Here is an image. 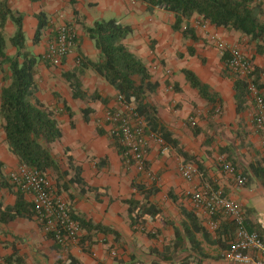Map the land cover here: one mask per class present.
I'll list each match as a JSON object with an SVG mask.
<instances>
[{
  "label": "crops",
  "instance_id": "obj_1",
  "mask_svg": "<svg viewBox=\"0 0 264 264\" xmlns=\"http://www.w3.org/2000/svg\"><path fill=\"white\" fill-rule=\"evenodd\" d=\"M90 2L96 5L91 6ZM9 3L12 8L23 13L24 34L28 25L35 31L37 25L35 15L40 11L52 18L65 17L69 21L66 24L76 29L75 47L63 58L66 71L76 67L78 57L98 60L99 52L94 47L93 41L85 35L82 25L91 26L95 20L115 17L131 25L133 31L129 37H133L132 42L139 37V33H142V36L151 35V38L155 39L153 50L144 51V48L147 50L146 46L141 50L131 45L130 48L144 63V56L147 53L156 54L163 59L164 67H159L156 74H151L152 80L158 83V87L150 93V96L148 95V99L157 108L165 131L175 140L176 147L166 143L164 145L148 143L145 154L146 169L151 174L149 177L146 173L137 171L132 163L125 162L115 145L110 134L111 124L105 116L109 109L115 108L117 93L103 78L91 68L83 69L79 75L82 88L88 93L97 91L102 98H107L106 104L100 100L72 98L69 87L61 92L59 101L52 96L45 100L41 96L42 86L39 82L38 97L46 105L56 107L58 110L57 119L61 137L52 145H56L63 154L65 148H68L75 164L80 167L84 184L70 185L69 190L63 192L62 196L65 197L70 210L86 221L104 227L105 231L91 230L89 241L63 246L54 242L38 226L36 218L29 220L30 224H24L27 228L14 231L13 223L23 220L16 219L6 226L7 234L0 236V240L5 241L4 244L14 242L27 264H57V260L66 258L68 254L73 255L83 264L111 262L113 250L117 253L118 261L140 264H155V262L197 264V255L191 250L189 242L183 241L181 245H175L174 242V228L181 229V224L185 221L181 209L192 211L198 217L203 229L209 232L212 230L209 229L206 219L194 210L190 200L185 196L184 191L189 183L181 178L177 171V164L180 161L197 166L198 173L192 180L193 185H205L222 190L227 197L241 205L246 224L254 226L253 231H264V187L255 179H251L242 187H237L234 174L222 168V164L228 163L234 167L236 173L243 174V170L257 159L264 165V145L251 118L252 103L248 102L246 104L248 106L238 110L233 80L223 76L222 54L216 48L215 37L244 52L253 64L254 77L259 83L264 82V50L260 47L263 40L253 41L239 31L214 27L210 24H206L205 27L197 24L195 39L182 37L176 33L178 31L171 28L172 20L166 24L157 19L158 16H163V13L173 15L172 13L162 10L148 12L143 3L135 0H40L37 2L9 0ZM259 3L262 9L260 19L264 21V0ZM146 13H152L153 19L147 17ZM78 17L79 22H77ZM12 24L11 21L5 24L4 31L7 32L8 40L14 32ZM49 25L47 23L44 31L48 35L53 27ZM45 38L43 37V43ZM49 39L51 40V37ZM26 40L28 41V37ZM43 43L39 48L37 47L39 52ZM38 51L33 49L34 54L39 53ZM184 69L193 71L220 97V104L213 111H221V116L216 119L211 117L210 122L215 123L216 126L220 125L225 130L227 136H230L226 141L215 140L211 145L207 146V143H204L203 146L202 130L192 131L186 127L188 117L189 121L194 118L196 125V112L201 113V109L205 113L213 111L212 104H207L198 91L189 86L183 73ZM54 91L59 90L53 87L52 92ZM63 100L72 112V116H69L63 108ZM85 108H90L86 120L83 117ZM212 137L215 138L214 135ZM0 161L4 164V170H10L18 164L17 159L6 148L1 127ZM133 184H154L159 188L158 193L150 199L160 206L161 212L154 221L144 226L131 227L129 224V209L124 200L133 194ZM82 187L85 191L91 187L105 192L96 199L93 193H82L80 191ZM161 196L162 200H160ZM136 197L142 198L141 195ZM83 234L85 229H82L81 235ZM196 238L207 254L200 264H230L212 255L214 249L215 252L220 251V253L223 249L208 243L200 233H196ZM0 245L5 250L0 256L11 253L10 246ZM167 247H170L168 257L164 256Z\"/></svg>",
  "mask_w": 264,
  "mask_h": 264
},
{
  "label": "trees",
  "instance_id": "obj_2",
  "mask_svg": "<svg viewBox=\"0 0 264 264\" xmlns=\"http://www.w3.org/2000/svg\"><path fill=\"white\" fill-rule=\"evenodd\" d=\"M135 1L143 3L148 12L162 10L172 13L174 20L171 28L178 31L182 37L195 39V28L190 24V21L194 19L197 22H207L214 27L239 31L253 41L264 40V21L260 19L262 9L256 0ZM35 18L37 25L32 38L33 44L39 42L47 26L44 12H38ZM7 21H11L15 28L9 38L11 46L15 48L13 55L6 52L4 28ZM82 28L85 35L93 41L94 47L99 52V57L96 61L78 57L76 67L62 73L70 89L71 97L88 101L100 100L104 104L107 103V98H102L97 91L88 93L82 88L79 75L83 69L91 68L115 89L117 97L119 96L125 102L135 106L137 113L144 118L149 131L159 134L166 144L176 147L175 140L165 131L157 108L148 99V95L157 89L158 83L152 80L148 67L141 58L125 43V39L133 31L131 25L111 17L95 20L91 26L82 25ZM226 59L227 53L224 52L221 55L223 76L233 80L234 97L240 111L248 106L246 105L248 102H251L247 90V80L239 73L226 67ZM41 60L45 61L42 56L25 48L23 13L12 8L9 0H0V70L4 74L5 80H8L0 89V127L4 132L6 148L17 159L18 164H25L45 176L51 175L54 179L56 193L67 192L70 185L84 184L80 167L75 164L68 148H65L63 154L65 167L52 152L51 145L61 137V130L57 119V108L46 105L37 95L39 81L36 73ZM45 62L50 64L48 61ZM183 73L189 86L196 89L207 104H212L211 110L213 111L220 104L218 94L203 83L193 71L184 69ZM255 81H257L256 78ZM62 104L69 116H72V112L64 100ZM89 112L90 108L83 110L85 120ZM112 138L119 153L123 156L124 148L115 137ZM123 159H125L124 156ZM3 165V162L0 161V190L4 189L13 195L14 200L11 203H5L0 198V236L7 234L6 226L16 219H37L34 203L10 181ZM69 174L70 177H68ZM243 175L246 177V183L255 179L264 187V165L258 159L243 170ZM81 189L82 193H93L96 199L105 192V190L91 187H88L86 191L83 187ZM133 189V194L124 200L129 209V224L131 227L144 226L154 221L161 212L160 206L150 199L158 193L159 188L154 184H133ZM137 195H141L142 198L136 197ZM181 211L185 216V221L182 222L181 229L174 228V242H176L175 245H181L183 241L189 242L191 250L197 255V264H200L202 258L207 257V254L201 247V242L197 240L196 233H200L208 243L216 245L220 249L226 248L236 227L231 219L220 217L217 228L209 232L201 227L198 217L192 211L184 209ZM70 212L73 218L78 221L81 230L85 229V234L79 238V244L91 239V235H89L91 230L105 231L104 227L86 221L72 210ZM245 225L249 230L255 229L254 226L246 224V221ZM258 232L262 233L263 231ZM48 235L51 237L50 234ZM4 243L5 241L0 240V244L5 247L10 246L12 251L10 254L0 256V264H27L25 258L13 244L14 242ZM169 248L165 249L167 254L165 252L164 256L166 257H168ZM57 264L83 263L68 254L66 258L57 260Z\"/></svg>",
  "mask_w": 264,
  "mask_h": 264
},
{
  "label": "built area",
  "instance_id": "obj_3",
  "mask_svg": "<svg viewBox=\"0 0 264 264\" xmlns=\"http://www.w3.org/2000/svg\"><path fill=\"white\" fill-rule=\"evenodd\" d=\"M197 24L205 27L208 23L197 22ZM76 37V32L70 26L66 23L59 24L52 39L47 43L42 58L51 64L59 63L75 47ZM215 38L219 52L227 53L225 66L247 80V90L252 103L251 118L264 145V82L255 81L253 64L241 49ZM260 47L264 50V40L260 43ZM105 117L111 124V136L115 137L124 148L125 162L132 163L137 171L151 177L146 169V146L149 142L164 145L163 138L149 131L144 118L137 113L135 106L119 96L116 97L115 108L109 109ZM190 121L192 125L195 124L194 118ZM222 168L234 174L237 187L246 184V177L236 173L230 164L224 163ZM177 171L181 178L189 183L184 191L185 196L190 200L194 210L206 219L210 230L217 228L220 217L229 218L236 225L232 239L221 252L222 259L230 264H264V231L261 233L247 229L241 205L218 188L193 185L192 180L198 173L195 164L180 161L177 164ZM8 176L17 188L30 196L37 211V219L53 241L63 246L78 243L82 232L79 223L73 218L65 199L53 191L47 176L25 164L16 165L9 171ZM111 257L113 259L111 262L98 261L96 264H139L116 260L115 251L111 252Z\"/></svg>",
  "mask_w": 264,
  "mask_h": 264
},
{
  "label": "rangeland",
  "instance_id": "obj_4",
  "mask_svg": "<svg viewBox=\"0 0 264 264\" xmlns=\"http://www.w3.org/2000/svg\"><path fill=\"white\" fill-rule=\"evenodd\" d=\"M32 1L37 2V1H40V0H32ZM90 3L92 4L91 6L96 5V3H92V2H90ZM62 14H63V10H62ZM163 14H164L163 16H158V17L156 16L157 19H160V20L164 21L166 24H167V22H169L171 20L172 21L174 20L173 15H171L169 13H163ZM146 16L152 18L153 14L152 13H146ZM79 17H81V16L79 15ZM79 17L77 19V22H79L78 21ZM45 19H46L47 23H49L50 25L53 26L52 27V31L50 30L51 32H50L49 35L46 34V32H44V35H42V37L40 39V42L37 45H34L32 43V40H31L32 34L34 32L33 27L28 25L27 26L28 29L25 30V31H27V32H25V44H26L25 47H26L27 50L31 51L32 53H34L33 49L38 51L37 47L39 48L41 46V43H43V41H42L43 37L44 38L46 37L45 41L43 43V47L41 48V51L40 52L38 51L39 53H36L37 55H40V56H42V54L45 51L46 43L50 40L49 37H51V39H52V37L54 35L55 28L61 23H68L69 22L68 20L65 19V17H62V18L60 17L59 18L57 16H54L52 18V17H49V16H45ZM190 24H191L192 27L195 28L197 26V21L192 19L190 21ZM50 25H49V27H50ZM71 28L76 32V29L74 27H71ZM13 30H14V25H13ZM176 33L180 34L179 32H176ZM4 35L6 36V43H7L6 52L11 54V55H13L15 53V49L11 46L10 41L8 40L7 32L4 31ZM138 36L139 37H136L135 39H133V42L131 41V38H133L131 36L126 39L128 41H125V43H126L127 47L130 50H132L130 48V45H131V47L135 46V48H137L139 50H141L142 48H144L146 46L147 50L144 48V51L153 50L155 48V41H154L155 39L151 38V35L148 34L147 36L146 35L142 36V33H139ZM26 37H28V41L26 40ZM216 48L219 50V48L217 46H216ZM151 55H152L151 53L150 54L147 53L144 56V60H145V63L147 65V67H148V70H149L150 74L153 75V74H156V71H157V69L159 67L160 68L164 67V63H163V59H161L158 55H156V54H153L152 56ZM63 60L64 59H62V61H60L57 64H51V63L47 64V62L41 60L39 65H38V67H37V73L36 74H37V77L39 79L40 85L42 86V88H41V91H42L41 92V96L45 100H46L47 97L52 96L54 99L59 101L61 96H62L61 92H63V90H65L68 87L67 82L65 81V79L62 76V73L64 71H66V69L63 66ZM197 61H199V57H197ZM7 82H8V80H5L4 74L0 70V89ZM53 87H56L59 91L52 92V88ZM149 96H150V94H149ZM196 116H197L196 125L190 124V121L188 120L189 117L187 118V121H186L185 125H186V127L188 129L190 128L192 131L193 130L195 131L197 129H198V131L202 130L201 135H202V139H203V142H202L203 146H204V143H207V146H209L215 140L226 141V139L230 137V136H227V133H225V130L223 128H221L220 125L216 126L215 123L210 122L211 119L220 118L221 111L217 110V111H213L212 113L211 112L205 113V111L203 109H201V113L196 112ZM211 117H213V118H211ZM213 135L215 136V138L212 137ZM202 144L200 143V146ZM51 149H52V152L60 160L61 165L64 166L66 163H65V158H64V155H63L62 151H60L59 148L56 145H52ZM12 169L10 168V170H12ZM10 170L9 169L8 170L5 169V172L8 174ZM47 177L49 179L51 188L56 193L53 177L51 175H47ZM63 192H65V191H63ZM63 192L56 193V194L62 196ZM27 197H28V199L31 200V198L29 196H27ZM0 198L5 203H11L14 200V196L9 194V193H7L4 189L0 190ZM63 198H65V197H63ZM162 198L163 197L161 196L160 200H162ZM36 220H37L38 226L44 231L43 225L39 222L38 219H36ZM30 222L31 221L24 220V219L23 220H17V221H15L13 223V225H12L13 227L12 228H14V231L15 230H20V229H25L27 227L24 226V224H30ZM113 251H115V250H113ZM4 252H5V250L0 245V254L2 255ZM212 255H213L214 258H222L220 251H216L215 252V249H214V253ZM155 264H162V263L155 262Z\"/></svg>",
  "mask_w": 264,
  "mask_h": 264
}]
</instances>
